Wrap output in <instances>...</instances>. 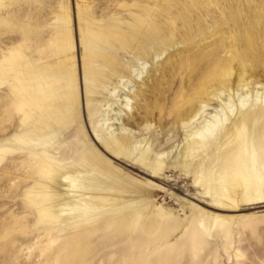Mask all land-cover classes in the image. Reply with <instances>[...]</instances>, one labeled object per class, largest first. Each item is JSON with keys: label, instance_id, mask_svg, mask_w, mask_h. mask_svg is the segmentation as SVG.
Masks as SVG:
<instances>
[{"label": "rangeland", "instance_id": "1", "mask_svg": "<svg viewBox=\"0 0 264 264\" xmlns=\"http://www.w3.org/2000/svg\"><path fill=\"white\" fill-rule=\"evenodd\" d=\"M88 29L117 37L98 50L120 66L147 63L141 79L124 78L146 88L142 98L131 95L128 116L141 104L149 121L171 122L179 93L186 96L184 109L208 100L194 91L211 69L230 64L231 52L242 58V73L264 90V0H0V264H264V176L247 180V188L228 179L224 150L232 142L215 146L221 127L210 149L187 158L188 165L180 156H164V165L154 160L157 152L175 149L186 133L182 125H127L140 140L132 153L117 154L96 141L107 130L98 105L111 101L110 83L86 94L85 73L95 67L82 41ZM246 36L258 60L247 54ZM63 67L75 80L58 89L54 77ZM30 70L43 76L48 95L77 90L79 105L69 122L27 117L16 88L27 85ZM230 79L235 89V74ZM254 95L247 105H263ZM230 104L223 105L228 115L237 99ZM41 122L64 127L59 143L65 152L77 157L93 150L106 159L113 172L107 194L122 202L102 207L89 221L55 222L50 233L37 226L35 207L27 203L40 179L37 163L17 139ZM256 168L264 174V165Z\"/></svg>", "mask_w": 264, "mask_h": 264}, {"label": "bare ground", "instance_id": "2", "mask_svg": "<svg viewBox=\"0 0 264 264\" xmlns=\"http://www.w3.org/2000/svg\"><path fill=\"white\" fill-rule=\"evenodd\" d=\"M245 33L247 34L246 29ZM113 35L110 33L106 36L100 30L88 29L89 37L87 36V38L85 35L82 40L86 48H91L89 59L90 63L95 66L87 71V74L85 73V77L88 76V80L90 79L85 87L86 94L93 96L99 92V87H105L107 82L110 83L108 93L111 101L107 102V98H105L98 105V110L104 113L103 120L104 125H107V130H100L96 134L97 142L105 144L117 154L121 151L132 153V147H134L133 150H136V145L140 140L135 137L137 132L135 133L127 125H182L186 133L179 143L174 145L175 149L169 153L157 152L154 160L156 163L164 165L166 163L164 156L169 157L170 160L180 156L181 164L188 165L187 158L198 156V152L201 150L210 149L211 142L209 140H212L214 131L221 127V130L225 131L224 134L220 136L215 134L217 138L213 137L216 139L215 146L218 147L220 143H223L222 140L232 142L224 150L228 163L226 173L228 179L247 188L252 185L248 184L247 180L263 178L264 174L258 172L256 163L260 166L264 165V104L256 107L254 103L247 105L245 100L247 97H252L254 93L255 99H262L264 103V90L262 87L256 86L259 83L250 80L242 73L243 62L240 56L231 52L230 57L228 56L229 65L215 66L210 70L205 82H200L194 95H206L208 100L200 101V103L184 109L187 100L183 97L186 96H178L179 93L178 99L174 100L175 116L172 121L166 122L159 119L158 124H155L142 115L143 106L140 103L136 107V112L128 116L127 112H132L133 109L131 95L142 98L146 88L136 89L135 80L131 78L124 80V78L129 73L131 77L141 79L147 63L142 62L141 69H129L120 66V62L114 55H105L99 51L101 46L104 49L112 45V42L117 39ZM249 37L246 36L244 40L249 49L247 54L258 60L259 55L252 51V40ZM233 51L235 52V50ZM66 70L67 68L63 67L54 77L58 89L68 88L70 82L75 80L73 76L70 78ZM234 74L235 80L238 82V84L235 82V85L237 84L235 89L234 86H231L232 82L230 83V76L232 77ZM210 77L215 80L208 81ZM26 79L28 80L27 85L22 88L17 87L16 90L17 94L22 96L20 104L28 107L27 117H33L37 121L35 117L39 114L40 118L45 117L52 123H66L70 119L73 109L79 105L77 90L60 93L58 98L56 93L49 95L45 93L47 86L36 77L34 70H30L26 74ZM227 90L230 91L227 92ZM91 96L89 107L92 106L94 100ZM47 98H53V100L48 103ZM56 99H62V101L55 102ZM234 99L238 101L237 107L228 115L223 110V105L231 107L230 101ZM52 102L55 103L52 104ZM93 121L91 119L92 124ZM52 123L41 122L40 125H30L25 132L26 136L17 139L21 148L29 149L28 155L37 163L34 173L38 174L40 179L35 186L28 190L27 203L29 206L35 207L38 214L35 224L45 226L46 233H50L49 228L55 222L72 220L77 223L81 219L89 221L98 214L96 212L102 207L107 208V205L122 202L120 195L107 194L108 181L113 177L107 160L103 159L96 151L94 153L93 150L81 154L74 150L76 155L80 154L77 157L71 155L70 152H65L59 143L64 127L58 129ZM182 141L183 145L180 147ZM87 144L90 143L87 142ZM3 152L4 150L1 149L0 154ZM2 157L3 155L0 156V160ZM69 158H73V160ZM195 167L201 168L202 162H198ZM262 186V184H258L257 188H262Z\"/></svg>", "mask_w": 264, "mask_h": 264}]
</instances>
